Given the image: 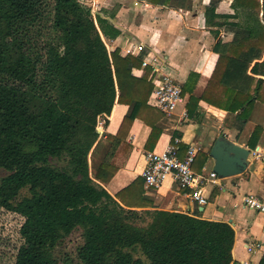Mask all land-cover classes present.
<instances>
[{
	"label": "trees",
	"instance_id": "trees-1",
	"mask_svg": "<svg viewBox=\"0 0 264 264\" xmlns=\"http://www.w3.org/2000/svg\"><path fill=\"white\" fill-rule=\"evenodd\" d=\"M219 2L204 7L205 24L233 37L214 43L218 59L199 99L219 106L211 98L228 93L225 110H239L241 128L264 83L255 77L264 76V0H233L236 11L227 14L216 12ZM239 10L253 17L250 25L238 21ZM105 16L113 18L81 0H0V207L22 217L13 264H60L54 248L77 229L80 264H230L229 222L158 208L143 195L142 177L113 195L106 189L124 163L130 125L145 120L153 85L148 69L132 73L142 57L108 51L102 36L120 31ZM188 89L186 81L182 93ZM115 102L128 111L115 135L99 134ZM159 133L152 127L148 141ZM24 187L29 195L17 199Z\"/></svg>",
	"mask_w": 264,
	"mask_h": 264
},
{
	"label": "crops",
	"instance_id": "crops-1",
	"mask_svg": "<svg viewBox=\"0 0 264 264\" xmlns=\"http://www.w3.org/2000/svg\"><path fill=\"white\" fill-rule=\"evenodd\" d=\"M208 3L209 0H192L191 8H177L141 0H117L111 7L103 5L100 8L107 14H113V18L105 17L120 31L114 38L102 36L108 51L117 49L124 56L127 55L125 48L137 50L138 44H141L139 53L129 55L143 58L148 52L161 54L166 59L167 70L182 83L187 81L189 86L182 93V101L170 118L163 116L152 104L151 91L147 107L141 113L145 120L134 119L130 125L126 137L129 149H126L124 163L108 182L106 189L113 195L135 178L141 177L145 153L162 151L174 137L180 139L179 158L184 156L189 143L197 144L200 149L192 169L197 175L206 178L199 186L207 197V204L197 205L188 196V190L179 189L172 177H167L155 190H146L143 183V195L152 197L158 208L164 210L185 211L203 219L229 222L235 233L230 264H242L244 261L258 264L264 255V215L243 207L242 199L247 194H253L264 200V160L251 155L254 149L264 150V83L254 104L248 107L246 121L241 128L235 121L239 110L234 113L225 110L228 93L211 98L219 106L199 99L218 59V54L212 49L214 43L218 38L228 42L233 37L232 32L224 27H220L218 36H215V27L205 24L203 11ZM230 3L220 0L216 12L233 13ZM147 69L140 65L133 68L132 73L139 77ZM255 77L264 79L260 75ZM147 79L154 89L149 74ZM183 110L187 112L186 118L180 117ZM127 111L128 105L115 102L107 116V123L104 124L102 119L99 121L98 133L115 135ZM152 127L160 130L154 142L148 141ZM256 127L260 130L252 134ZM220 134L250 150L249 164L242 173L218 177L212 182L209 174L212 172L213 159L209 151ZM252 139L256 141L254 148L246 144ZM251 242L260 245L254 253L248 252L245 246Z\"/></svg>",
	"mask_w": 264,
	"mask_h": 264
},
{
	"label": "built area",
	"instance_id": "built-area-1",
	"mask_svg": "<svg viewBox=\"0 0 264 264\" xmlns=\"http://www.w3.org/2000/svg\"><path fill=\"white\" fill-rule=\"evenodd\" d=\"M141 49L142 45L138 44L137 50L125 48L124 52L127 55L137 54ZM141 67L148 68V74L154 82V89L151 94L152 104L163 116L172 117L182 101L183 83L167 70L166 59L159 53H146L141 60ZM180 117H187L186 110L181 112ZM179 142L180 139L174 137L172 142L162 151H148L145 153V166L141 172L144 188L148 191L158 189L167 177H172L179 189L188 190V196L192 201L199 206H204L208 201L207 197L202 194L199 185L206 178L197 175L192 169L200 147L197 144L189 143L186 146L184 156L179 158ZM251 155L264 160V150L254 149L251 151ZM217 179L216 173L210 172L209 180L215 182ZM242 205L264 215V200L253 194L245 195L242 199ZM245 246L248 252L254 253L260 245L257 242H251L246 243ZM242 264L249 263L244 261Z\"/></svg>",
	"mask_w": 264,
	"mask_h": 264
},
{
	"label": "rangeland",
	"instance_id": "rangeland-1",
	"mask_svg": "<svg viewBox=\"0 0 264 264\" xmlns=\"http://www.w3.org/2000/svg\"><path fill=\"white\" fill-rule=\"evenodd\" d=\"M83 3L92 7L93 12H98L103 5L111 7L117 0H81ZM210 1V0H209ZM215 2L218 0H214ZM226 3H230L232 11H236L232 8L233 0H225ZM228 5V4H227ZM234 9V10H233ZM241 12V17L238 21L243 24H249L253 22V17L244 16L245 12ZM251 11V10H250ZM250 13V12H249ZM6 172L0 169V178L5 175ZM29 195L27 187L19 190L17 199ZM22 223V217L19 214L0 207V264H13L17 250L22 243V238L19 233V227ZM82 242L81 232L79 229L74 230L68 236L62 238L54 248V256L63 264L68 261L70 264H80L76 258V248Z\"/></svg>",
	"mask_w": 264,
	"mask_h": 264
},
{
	"label": "water",
	"instance_id": "water-1",
	"mask_svg": "<svg viewBox=\"0 0 264 264\" xmlns=\"http://www.w3.org/2000/svg\"><path fill=\"white\" fill-rule=\"evenodd\" d=\"M249 153L247 147L240 146L220 134L209 151L213 159L212 171L220 178L242 173L248 167Z\"/></svg>",
	"mask_w": 264,
	"mask_h": 264
}]
</instances>
